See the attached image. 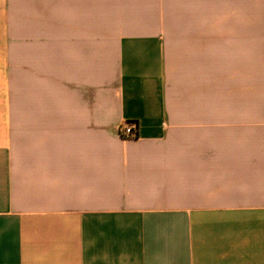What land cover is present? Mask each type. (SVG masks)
Here are the masks:
<instances>
[{
  "label": "crops",
  "instance_id": "1",
  "mask_svg": "<svg viewBox=\"0 0 264 264\" xmlns=\"http://www.w3.org/2000/svg\"><path fill=\"white\" fill-rule=\"evenodd\" d=\"M0 264H264V0H0Z\"/></svg>",
  "mask_w": 264,
  "mask_h": 264
},
{
  "label": "built area",
  "instance_id": "2",
  "mask_svg": "<svg viewBox=\"0 0 264 264\" xmlns=\"http://www.w3.org/2000/svg\"><path fill=\"white\" fill-rule=\"evenodd\" d=\"M119 135L122 138H129L134 136L133 127L129 124L122 125L119 129Z\"/></svg>",
  "mask_w": 264,
  "mask_h": 264
}]
</instances>
